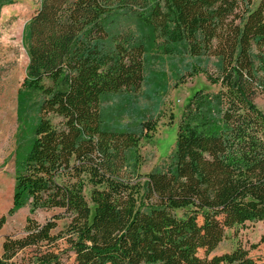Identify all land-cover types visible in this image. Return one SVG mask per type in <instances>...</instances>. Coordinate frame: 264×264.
I'll use <instances>...</instances> for the list:
<instances>
[{
    "label": "trees",
    "instance_id": "obj_1",
    "mask_svg": "<svg viewBox=\"0 0 264 264\" xmlns=\"http://www.w3.org/2000/svg\"><path fill=\"white\" fill-rule=\"evenodd\" d=\"M39 1L20 96L37 121L15 160L8 215L31 209L23 234L4 237L0 264L69 254L74 264H264L241 246L212 255L249 222L263 224L264 245V0ZM151 51L187 57L182 72L217 90L188 98L173 162L142 175L127 170L137 132L103 128L100 102L138 93ZM37 210L59 213L40 224Z\"/></svg>",
    "mask_w": 264,
    "mask_h": 264
},
{
    "label": "rangeland",
    "instance_id": "obj_2",
    "mask_svg": "<svg viewBox=\"0 0 264 264\" xmlns=\"http://www.w3.org/2000/svg\"><path fill=\"white\" fill-rule=\"evenodd\" d=\"M7 0H0V3ZM39 0H13L0 7V254L6 236H20L31 209L30 201L8 215L12 205L15 160L29 141L32 127L37 121L35 108L21 106V84L28 62L25 26L39 7ZM126 29L140 35L133 20H126ZM187 57H161L151 51L145 61L144 80L138 93H107L100 102L101 126L136 131L137 147L132 150L127 170L146 174L164 170L173 162L174 141L177 124L183 106L197 90L215 92L202 76L189 78L183 69L190 64ZM217 60L210 58L206 64L210 72H216ZM32 104V103H31ZM255 104L264 113V97ZM20 108H22L20 110ZM57 119L53 123L57 124ZM90 187L86 186L85 198L89 200ZM59 211L37 210L34 219L42 224ZM66 224L58 222L57 233ZM263 224L249 222L228 231L225 239L212 255L231 252L237 246L249 251V257L264 262V245L259 243ZM252 249L251 246H255ZM64 264H74L73 255L63 257Z\"/></svg>",
    "mask_w": 264,
    "mask_h": 264
}]
</instances>
